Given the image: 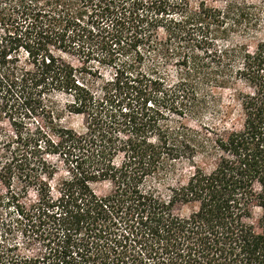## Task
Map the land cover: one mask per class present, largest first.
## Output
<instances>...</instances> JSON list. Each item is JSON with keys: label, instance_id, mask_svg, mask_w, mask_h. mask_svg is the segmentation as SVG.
I'll list each match as a JSON object with an SVG mask.
<instances>
[{"label": "trees", "instance_id": "trees-1", "mask_svg": "<svg viewBox=\"0 0 264 264\" xmlns=\"http://www.w3.org/2000/svg\"><path fill=\"white\" fill-rule=\"evenodd\" d=\"M263 28L264 0H0V264H264Z\"/></svg>", "mask_w": 264, "mask_h": 264}, {"label": "rangeland", "instance_id": "rangeland-1", "mask_svg": "<svg viewBox=\"0 0 264 264\" xmlns=\"http://www.w3.org/2000/svg\"><path fill=\"white\" fill-rule=\"evenodd\" d=\"M206 1L209 5H219L220 4V0H206ZM262 38H264V28L258 35V39H262ZM77 60L75 58L72 59V61H73V63H75V65H78ZM95 66H96V64H95ZM106 72H107L106 70L103 72V75L105 77H107ZM65 105H66L65 99L63 97L56 96L55 99L52 101V103L48 105V107L51 108V111L53 112V117L56 119H59L63 125L71 127L77 131H81L84 127V119L82 117L69 114L65 110ZM0 129L3 131H9L10 130L9 124L7 122V118L1 113H0ZM51 161L55 162L56 164L59 165L58 161H56V160H51ZM108 189L109 188L107 186H101V187H99V192H100V194H105L108 191ZM0 191H3V187L1 185H0ZM8 211H10V212H8ZM1 212L11 213V210L5 209L3 207ZM186 212L187 211H183V214H185ZM5 224H9L12 226L13 222L6 219ZM14 239H15V242L18 244H20L22 242V239L20 237H17Z\"/></svg>", "mask_w": 264, "mask_h": 264}]
</instances>
